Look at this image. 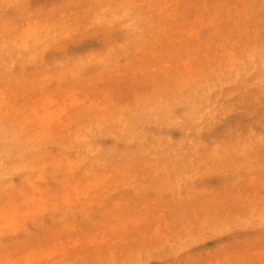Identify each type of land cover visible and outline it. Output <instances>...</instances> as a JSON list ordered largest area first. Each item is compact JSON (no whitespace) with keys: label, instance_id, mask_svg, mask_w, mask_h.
Segmentation results:
<instances>
[{"label":"rangeland","instance_id":"obj_1","mask_svg":"<svg viewBox=\"0 0 264 264\" xmlns=\"http://www.w3.org/2000/svg\"><path fill=\"white\" fill-rule=\"evenodd\" d=\"M0 264H264V0H0Z\"/></svg>","mask_w":264,"mask_h":264}]
</instances>
